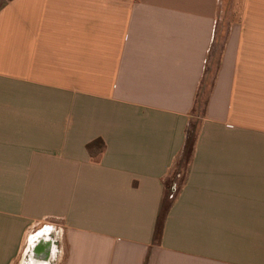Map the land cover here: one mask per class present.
Listing matches in <instances>:
<instances>
[{"label": "crops", "instance_id": "0c3cea01", "mask_svg": "<svg viewBox=\"0 0 264 264\" xmlns=\"http://www.w3.org/2000/svg\"><path fill=\"white\" fill-rule=\"evenodd\" d=\"M232 11L221 34V0H0V264L45 232L49 264H264V0Z\"/></svg>", "mask_w": 264, "mask_h": 264}, {"label": "trees", "instance_id": "16d2710c", "mask_svg": "<svg viewBox=\"0 0 264 264\" xmlns=\"http://www.w3.org/2000/svg\"><path fill=\"white\" fill-rule=\"evenodd\" d=\"M212 62L213 61L211 60L210 63L212 64ZM209 71H210V66L208 67V69L206 71L205 79H204L202 86H201V88L197 94V99H196L195 107L193 110V117H194V114L197 113L198 107L201 103V99H202L201 97L203 95V92L205 91L204 87H205V83L207 81L206 79H207V74L209 73ZM215 72H216V70H215ZM214 76H215V74H214ZM213 80H214V77H213ZM212 85H213V82L211 84V87H212ZM211 87H210V90H211ZM210 90H209V92H210ZM206 96L207 97L205 98L204 102H202L203 103V110L201 112V116H198L197 118H193V120L191 121V123L188 127L187 135H186V142H185V146L183 149L182 156H181L180 160L177 162L176 166L174 167L173 171L168 176V179L165 182V186H166L165 198L163 200L161 213L159 215L157 225H156V229H155V241H158L160 239V236L162 235V232H163L165 219H166V216L170 210V207L172 206V204L176 198V195L180 191L181 186L186 181L187 173H188V170H189L192 158H193L195 145H196V141L198 138L199 126H200V123H201L203 116L205 115L209 93ZM89 149L92 151L93 146L89 145ZM93 153H94V151H93Z\"/></svg>", "mask_w": 264, "mask_h": 264}, {"label": "rangeland", "instance_id": "374dc122", "mask_svg": "<svg viewBox=\"0 0 264 264\" xmlns=\"http://www.w3.org/2000/svg\"><path fill=\"white\" fill-rule=\"evenodd\" d=\"M239 9L240 8V0H221V18H220V28H219V33L223 32V31H226V28H227V25L228 23L231 21V20H237V17L235 15H233V9ZM232 9V10H231ZM232 13V15H230ZM222 34V33H221ZM219 35V39H218V46L217 48H220L221 47V37L222 35ZM216 63H217V60H213L212 64L210 63L209 66H210V71L209 73L207 74V81L205 83V91L203 92V95H202V99H201V103L198 107V111L197 113L194 114V118H197L198 116H201V112L203 110V103L205 98L207 97L206 95H208L209 93V90H210V87H211V84L213 82V77H214V74H215V70H216Z\"/></svg>", "mask_w": 264, "mask_h": 264}, {"label": "water", "instance_id": "95a60500", "mask_svg": "<svg viewBox=\"0 0 264 264\" xmlns=\"http://www.w3.org/2000/svg\"><path fill=\"white\" fill-rule=\"evenodd\" d=\"M52 233L53 232H45L42 236L35 240L36 242H34L33 245L29 246L31 256L28 257V260L31 264H39L37 263L39 258H43L41 260L44 264H49L53 260V262L55 263L58 257V247L54 243V238L51 237ZM42 263L40 262V264Z\"/></svg>", "mask_w": 264, "mask_h": 264}]
</instances>
